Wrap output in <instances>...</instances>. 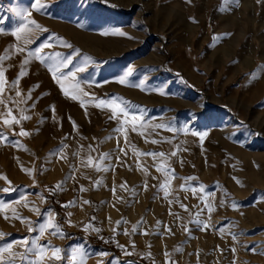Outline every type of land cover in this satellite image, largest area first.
I'll list each match as a JSON object with an SVG mask.
<instances>
[{
  "label": "rangeland",
  "instance_id": "obj_1",
  "mask_svg": "<svg viewBox=\"0 0 264 264\" xmlns=\"http://www.w3.org/2000/svg\"><path fill=\"white\" fill-rule=\"evenodd\" d=\"M42 2L46 7L37 11L31 7L34 0H0V27L5 29L0 33V55L13 42L9 33L22 22L12 9H27L32 18L50 30L40 40L55 32L73 45L72 49L59 46L56 50L67 55L80 49L69 67L83 64L84 71L78 73V78L96 82L89 91L105 97L118 95L141 106L151 123H167L175 128L189 124L191 128L187 133L169 129L152 132L156 139L175 136L171 144L145 142L139 132L129 130L126 144L122 134L117 137L113 132L117 121L109 118V111L94 105H87L85 111L79 101L60 91L45 64L32 60L19 87L22 96H27L28 88L37 82L39 87L34 88L27 104L20 103L13 109L18 117L29 118L12 128L0 122V132L7 135V141H0V173L7 175L15 188L11 192L3 191L8 185L0 177V200L16 201L21 194H26V200L34 202L42 212L49 207L54 210L55 220L66 235H53L49 229L40 242L46 244L51 240L63 249V259L58 264H70L76 246H82L88 253L85 264H166V252L171 257L167 264L172 260L176 264L178 261L231 264L233 246L236 264H264V199H261L264 197V0ZM117 28L129 35L111 31ZM22 60L23 55L15 54L3 62L9 83L19 72ZM129 65L133 67L129 83L122 85L115 81L113 77ZM141 79L145 80L143 89L136 87ZM157 86H165L166 92L148 90ZM5 95H14V91L6 89ZM53 104L54 114L49 107ZM20 108L27 111L21 113ZM3 110L0 106V111ZM69 116L78 125L75 132ZM21 126L30 135L20 136ZM192 129L208 133L202 144ZM109 136L111 139H106ZM17 140L23 147L13 143ZM118 140L127 155L119 151ZM61 142L67 145V160H60L56 155L49 157V152H54ZM89 144L96 149L90 153L94 161L99 153L111 155L110 161H101L110 165L107 170L80 166V157L89 154ZM133 145L142 151L170 152L178 147V156L171 159L176 173L172 188L189 205L192 214L201 202L190 190L178 188L182 182L180 177L195 176L207 186L208 192H214L216 208L211 223L215 228L202 231L200 226L190 223L189 212L177 203H168L158 188L162 173L153 166L156 162L151 157H138ZM77 151L80 156L74 157ZM138 164L149 168L147 178ZM21 165L36 169L35 185L33 175L24 172ZM73 172L74 177L70 175ZM97 180L101 181L99 185L95 184ZM61 181L62 190L49 191ZM121 184L125 187L121 188ZM80 185L86 191H79ZM40 193L46 197L43 204ZM73 198L75 204L61 206ZM221 199L226 201L223 206ZM81 200L91 203L81 207ZM233 200L239 203L237 209L231 207ZM11 206L34 222L44 219L35 215L31 204L20 202ZM170 208L181 219L171 215ZM68 212L72 213L69 218L74 225H82L95 217L92 223L102 229L101 233L67 224ZM7 214L11 217L10 211ZM3 216L0 213V232L10 235L0 237V242L29 235L26 222L6 221ZM202 216L207 217L206 211ZM121 218L122 223L116 226L117 240L128 246L130 255L109 239L112 226ZM133 224H138L135 232ZM184 225L191 229V235L183 230ZM125 228L130 234H125ZM220 228L224 229V235L216 230ZM229 232L235 235V240ZM130 240L135 241L134 251ZM178 247L182 250L176 251ZM253 248L257 251L253 252ZM100 252L108 255L101 257L97 255ZM148 252L151 257L140 255ZM29 255L31 258L32 254ZM19 264H30V260H20Z\"/></svg>",
  "mask_w": 264,
  "mask_h": 264
},
{
  "label": "snow or ice",
  "instance_id": "obj_2",
  "mask_svg": "<svg viewBox=\"0 0 264 264\" xmlns=\"http://www.w3.org/2000/svg\"><path fill=\"white\" fill-rule=\"evenodd\" d=\"M107 2V0H105ZM32 9L40 11L43 10L46 5L42 2V0H34L32 4ZM12 11L21 18V23H19L18 27H15L9 33L13 37V42L8 45L4 49V54L0 55V106L3 107V111H0V122L4 126L12 128L14 125H19L22 120H27L29 117L21 115L17 116L14 114V107H16L20 103L27 104V101L31 99V93L34 88L39 87V82L30 86L28 88V95L22 96L21 89L19 87L20 81L22 77H25L27 73V65L32 61L36 60L41 62L42 64L46 65V70L50 73L51 79L55 81L57 85H59L60 91L67 97H70L73 100L79 101L81 107L86 109L87 105H94L96 108L100 110H107L111 113L110 119L117 121V127L113 129V132L117 134L119 137L121 134L123 135L125 143H129L128 140V133L129 130L133 132H139L145 139V142L151 140L153 144H161L167 142L169 144L175 139V136H160L159 139H156L152 136V132H155L156 129H169L172 132H180L183 131L187 133L191 125L185 124L182 128H175L171 127L167 123H151L148 118L145 117L144 112L139 105L133 104L131 101L124 99L118 95H114L111 97L105 96H98L94 92L89 91L88 89L96 83L92 79L82 80L78 78V73L84 71V66L81 64L78 67H69L73 65L74 58L78 56L80 53V49L76 48L71 51L70 54H64L61 51L56 50L59 46H66L68 49H72L73 45L64 37L60 36L55 32H51L50 35L45 36L44 39L40 40V37L43 34L49 33V29L44 25L40 24L37 20L31 17V14L27 9H17L14 8ZM193 19V18H190ZM114 34H119L122 36H128L129 34L126 32H122L120 29H112L111 30ZM4 27H0V33H4ZM105 35L108 34V30H105ZM215 38V37H214ZM37 41H39L37 43ZM15 54L23 55V60L20 64V70L15 76L14 79L11 80L9 83L6 76V67L4 65V61L7 60L10 56ZM86 59L90 60V57ZM133 72V67L129 65L127 70L123 71L120 75L113 77V79L119 82L122 85H126L129 83V76ZM256 75L255 72L252 73V77ZM102 83H108V81H103ZM145 80L141 79L139 83L136 85L138 88H144ZM6 89L8 92H13L14 95H5ZM149 91H157L164 93L166 92L165 86H157L154 89H148ZM44 93H41L43 96ZM19 98V99H18ZM39 99V97H37ZM11 105V106H9ZM53 112L55 113V105L49 106ZM26 108H20V112H26ZM54 118V117H53ZM71 121L73 126V131L78 130V125L72 119L71 116L68 117ZM20 136H28L30 132L26 130L24 127L19 128ZM192 134L199 138L201 144L204 141L205 137L208 135L206 131L195 130L192 129ZM95 139V138H94ZM106 139H111V136L106 137ZM0 141H7V135L3 132H0ZM18 147H23L20 142L14 141ZM81 149L84 148L83 145L80 146ZM133 150L137 153V156L143 157H151L154 162H156L153 166L157 169L159 173H162V177L160 178V183L158 185L159 190L163 192V196L168 203L171 205L172 203L179 204V207L184 209L185 211L189 212L191 217L190 223L194 222L198 226H200L201 230H207L209 228H215V225L211 223V215L215 211V193L208 192L206 190V185L198 182V179L195 176H184L180 177L181 183L178 185L179 189L184 190L185 192L191 191V195L193 197H198L200 204H198L197 212L192 214L189 210V205L183 203L180 198L178 192L172 188V181L176 177L175 170L171 166V159L172 157L178 156V147L174 148L170 152L165 151H155V150H148L142 151L136 149L133 145ZM65 148L67 145L61 142L60 146L54 151L49 152V157L52 155H56L60 160H67V153H65ZM118 148L120 152H123L125 155V149L123 147H119V140H118ZM89 154L86 157H80V166L82 167H91L94 166L97 170L101 168L107 170L110 165H104L101 161L108 159L111 160V155L109 153H99L98 156L95 158L90 153L96 151L93 145L89 144L87 148ZM73 156H80L79 151L73 153ZM119 159V157H117ZM181 165L183 164V160H180ZM141 168L143 174L147 178L150 175L149 168L145 167L144 165L138 164ZM24 172L28 173L29 175H33L36 171L34 167H24L21 165ZM75 167L74 165H70V168ZM74 177V172L70 173ZM0 177H2L7 182V187H4L2 190L5 192L15 191V188L12 186V181L8 178L7 175L0 173ZM235 179V178H234ZM195 182V183H194ZM63 181L58 182L54 187L49 189L50 192H56L61 189ZM101 183L100 180L95 182L96 185ZM33 184H36L35 177L33 175ZM126 184V182H125ZM125 184H121L120 187L124 188ZM149 187L147 183V179L144 182V188L147 189ZM113 192L115 193V186L113 187ZM79 191H86L84 185H80ZM40 202L43 204L46 200V197L40 193ZM171 196V199L169 197ZM187 199V196H185ZM264 199V197H261ZM23 202L25 205L31 204V210L35 213L36 216H43L44 219L42 222H34L27 216H22L15 207L11 205ZM76 203L75 198L70 201H66L62 203V207H69ZM91 201L88 200H81V207L84 204H89ZM226 203L223 199H221L220 204ZM114 206V205H113ZM231 207L233 209H237L239 207V203L235 200L231 202ZM11 212V217L7 214ZM207 213V217L203 218L202 214ZM0 213H3V218L6 221L10 219H18L21 222H26L27 229L29 235L24 236L20 240H12L11 242H0V264H19L20 260H30V264H58L63 259V249L59 246L53 245L51 240H49L46 244L41 243V237L44 233L51 229L53 235H59L64 237L66 233L62 230V226L56 222L55 216L57 215L54 210L49 207L46 211L41 210L40 207L35 206L34 202H30L26 200V194H21L16 201H9L5 202L0 200ZM169 213L171 215L176 216L177 219H181L179 213H173L171 208L169 209ZM72 213L68 212L66 214V223L69 225H74V222L69 218L71 217ZM96 218L92 217L88 222L83 223L82 225L76 223L74 226L82 227L84 231H95L98 235L101 233L102 229L99 227H95L92 223ZM123 218L115 221V225L111 228V236L109 239L116 243L117 247L121 248L125 251L126 254H131L128 251V246L122 245L117 240V227L122 223ZM109 221L111 223V218L109 217ZM160 221H157V225H159ZM138 224L132 225V231L135 232ZM167 228V226H165ZM169 232L171 229H167ZM183 230L189 235H191V229L187 226H183ZM220 232L221 235H224V229H216ZM34 231L38 232V235H31ZM125 234H130L128 229L123 230ZM232 236V239L235 240L236 237L233 233H228ZM5 234L0 232V237H3ZM101 239H104L103 236H100ZM131 249L134 251L136 248L135 241L130 240L129 242ZM14 246L19 247L22 249L21 251H17ZM219 247V246H217ZM176 251H181L179 247L175 249ZM233 251V261L231 264H236L235 253L236 248L232 247ZM253 252H256L257 249L253 248ZM32 254L31 258L30 255ZM197 259L199 260V249L196 250ZM97 255L103 257L107 256L108 253L100 252ZM141 256H148L151 257V253H140ZM88 253L84 251L82 246H76L70 258V264H85L87 259ZM171 259L170 255L166 252L165 253V261L167 262ZM154 264V262H153ZM171 264H176V261L172 260Z\"/></svg>",
  "mask_w": 264,
  "mask_h": 264
},
{
  "label": "built area",
  "instance_id": "obj_3",
  "mask_svg": "<svg viewBox=\"0 0 264 264\" xmlns=\"http://www.w3.org/2000/svg\"><path fill=\"white\" fill-rule=\"evenodd\" d=\"M177 264H184V263H183V262H181V261H178V262H177Z\"/></svg>",
  "mask_w": 264,
  "mask_h": 264
}]
</instances>
